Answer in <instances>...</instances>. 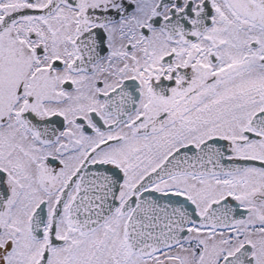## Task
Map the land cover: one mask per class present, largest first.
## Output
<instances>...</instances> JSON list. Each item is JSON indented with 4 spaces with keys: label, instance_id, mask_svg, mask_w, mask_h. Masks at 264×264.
I'll return each instance as SVG.
<instances>
[{
    "label": "snow or ice",
    "instance_id": "snow-or-ice-1",
    "mask_svg": "<svg viewBox=\"0 0 264 264\" xmlns=\"http://www.w3.org/2000/svg\"><path fill=\"white\" fill-rule=\"evenodd\" d=\"M0 264H264V0H0Z\"/></svg>",
    "mask_w": 264,
    "mask_h": 264
}]
</instances>
